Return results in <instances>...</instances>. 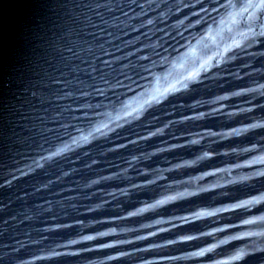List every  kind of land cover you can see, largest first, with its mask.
I'll use <instances>...</instances> for the list:
<instances>
[{"label": "water", "instance_id": "1", "mask_svg": "<svg viewBox=\"0 0 264 264\" xmlns=\"http://www.w3.org/2000/svg\"><path fill=\"white\" fill-rule=\"evenodd\" d=\"M184 17L0 0V264H173Z\"/></svg>", "mask_w": 264, "mask_h": 264}, {"label": "snow or ice", "instance_id": "2", "mask_svg": "<svg viewBox=\"0 0 264 264\" xmlns=\"http://www.w3.org/2000/svg\"><path fill=\"white\" fill-rule=\"evenodd\" d=\"M222 6L225 7V9H227L228 7H235V5L232 4L231 0H229V3L227 5H222ZM253 9H258L260 11V13L262 15H264V0H247V3L244 4L242 11H243V13L245 15H249V14H252V10ZM253 19L255 20L254 15H253ZM250 27H251V25H250ZM244 35H247V34H244ZM257 35H264V31H260ZM234 46L236 48H240V47H242V44H241L240 41H234ZM148 71H151V69H148ZM194 75L195 74H193V76ZM187 79H192V77L191 76L187 77ZM98 91H102V89H98ZM262 175H264V173H262ZM203 191H208V189H204ZM191 195H197V193L193 192V193H191ZM170 199H175V197H171ZM167 202H168L167 200H161V201H159V204L163 205V204H165ZM152 207H156V205H153ZM144 211H147V209H140V212H144ZM133 215H136V213H133ZM198 215H200V216L212 215V213H203V212H201V213H198ZM246 223L251 224L253 222L252 221H246ZM102 235H107V233H103ZM191 238L192 237H190V239ZM85 239L86 240H93L94 237L88 236V237H85ZM237 239H239V237H237ZM205 251L210 252V251H212V249H206ZM257 252L264 253V247L257 248V249H255L252 252H245L244 250H240L234 256V259L238 260V261L239 260H245L246 261L247 259L255 257ZM197 255L203 256L204 252L197 253ZM223 264H229V262L225 261V262H223Z\"/></svg>", "mask_w": 264, "mask_h": 264}]
</instances>
